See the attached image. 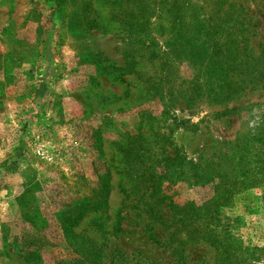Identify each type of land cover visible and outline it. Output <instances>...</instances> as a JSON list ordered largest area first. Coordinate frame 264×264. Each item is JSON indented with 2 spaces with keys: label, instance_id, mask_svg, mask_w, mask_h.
<instances>
[{
  "label": "rangeland",
  "instance_id": "obj_1",
  "mask_svg": "<svg viewBox=\"0 0 264 264\" xmlns=\"http://www.w3.org/2000/svg\"><path fill=\"white\" fill-rule=\"evenodd\" d=\"M173 1L0 0V264H264V0Z\"/></svg>",
  "mask_w": 264,
  "mask_h": 264
},
{
  "label": "trees",
  "instance_id": "obj_2",
  "mask_svg": "<svg viewBox=\"0 0 264 264\" xmlns=\"http://www.w3.org/2000/svg\"><path fill=\"white\" fill-rule=\"evenodd\" d=\"M140 1H141L140 4L136 7V11L131 10L128 13V15L129 16H132V15L138 16L136 18V20H138L137 29L143 33L142 37H144V39L147 40V42H148L147 45H149L150 43L152 44V42H154V35H153V32L150 28V23L154 22L151 20V14L154 13V11L152 9H155L154 5L156 2H155V0H153V3H150L151 2L150 0H140ZM173 4H174L173 8L175 10V15L173 16L172 24L174 26H177V25L179 26L180 24H182L184 22V25H186L188 23L192 27H195V28L197 27L196 32L191 37L190 41L192 40V42L198 43L201 46H203L204 44L208 43L211 38H213L214 34H220V36H223V37H216V39H213L214 40L213 45L218 46L222 43V40H224L227 37V35H225V34H227L229 32V28L225 29L221 25L220 26L217 25L215 27V29L212 30V28L209 27V22H208V19L205 17L206 16L205 13L195 11V10L192 11L191 13H189L191 4H189V8L187 6H185L184 2L181 5L177 0L173 1ZM165 5L166 4H164V6ZM161 10H162V8H161ZM224 14H228V10H225ZM178 32H180V31L178 30ZM241 41L244 42L243 38L240 39V42ZM243 47H244V45H243ZM149 53H151L150 58H153L152 55H155L156 51H155V49L149 50ZM127 56H129V55H127ZM225 80L229 81V78L226 77ZM105 184H106V182H104V187H105ZM108 191L109 190L107 188H104L102 195H107ZM101 203L102 202L99 201V203H97V204L101 205ZM189 204H190L188 206L189 210L191 212H193V214L194 213L196 214L197 208L195 207L194 203L193 204L189 203ZM92 207H94L95 209L98 208L96 205L91 204V201H88L83 207L80 208L78 215L79 216L82 215V213H84L85 211L89 210ZM195 233H196V231H194V236H195ZM209 244L215 246L213 241H209Z\"/></svg>",
  "mask_w": 264,
  "mask_h": 264
}]
</instances>
